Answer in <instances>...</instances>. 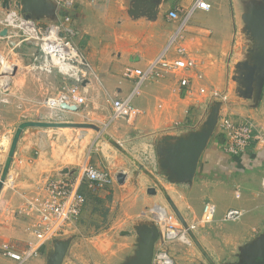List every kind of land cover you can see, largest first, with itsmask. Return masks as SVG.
Returning <instances> with one entry per match:
<instances>
[{
	"label": "crops",
	"instance_id": "crops-1",
	"mask_svg": "<svg viewBox=\"0 0 264 264\" xmlns=\"http://www.w3.org/2000/svg\"><path fill=\"white\" fill-rule=\"evenodd\" d=\"M17 1L11 0V8L21 11L15 6ZM47 1V9L34 13L43 26L61 20L65 14L52 0ZM194 1L77 0L70 12L69 25L75 30L73 40L97 73L96 79L84 83L86 104L77 112L54 110L46 105L35 116L20 114L24 118L15 126L8 123L10 129L0 125V165L4 166L9 151L5 146L7 136L13 137L23 122L90 123L86 120H92L97 124H91L102 131L76 127H29L23 131L8 175L11 185H4L0 193V264H15L2 254L3 244L23 250L34 240L33 230L39 219L37 214L28 213L29 199L45 195L49 177L71 176L85 166L114 176L116 181L111 186L115 185L114 202L118 205L112 206L111 211L116 210L118 215L99 233L80 238L79 246L72 239L75 236L55 238L53 245L56 241L70 243L62 264H128L138 249L139 232L153 225L158 228L148 219L150 209L161 206L175 214L164 205L162 196L171 198L185 224L196 223L198 228L190 233L194 238L192 247L165 242L160 234L154 254L163 248L170 253L174 264H210L197 246L199 243L216 264H252L248 252L250 241L264 237V78L260 67L246 76L249 70L242 64L251 62L252 50L258 45L247 31L244 17L247 13H260L264 24V0H211L209 12L193 13L178 44L197 59V70L204 80L194 78L189 92L180 91L178 76L168 72L161 79L146 82L132 98L134 106L143 111L142 116L134 121H112V100L126 99L136 88V78L128 76L127 69L145 68L164 51L177 29V23L168 18L169 11L188 10ZM1 34L0 31V39L10 46L11 41ZM174 50L169 52L170 58L175 56ZM33 61L27 68L33 69ZM61 83L59 75L37 71L17 77L9 102H21L31 109L33 103H44L48 95L61 88ZM201 86L226 93L228 103L222 106L200 94ZM90 106L93 108L86 114ZM225 110L236 119L253 121L262 142L256 140L241 155L226 154L218 121L219 113ZM214 112L213 127H203L206 114L209 115L205 120L213 117ZM189 113L200 116L194 122ZM0 119L5 118L0 116ZM208 131L210 136L192 180L173 176L169 151L173 153L180 139ZM119 174L124 175L122 183L117 181ZM150 188L156 192L149 193ZM206 201L217 207L216 219L208 225L201 223ZM230 209H243L246 214L238 222H228L224 215ZM78 220L68 223L58 236L78 231ZM48 245L42 254L53 246ZM256 261L262 262L260 257ZM40 262L32 259L26 264Z\"/></svg>",
	"mask_w": 264,
	"mask_h": 264
},
{
	"label": "built area",
	"instance_id": "built-area-1",
	"mask_svg": "<svg viewBox=\"0 0 264 264\" xmlns=\"http://www.w3.org/2000/svg\"><path fill=\"white\" fill-rule=\"evenodd\" d=\"M64 11L61 20L50 25H40L36 20L26 19L17 9H4L0 6V31L7 30L4 37L11 41L14 51L22 44L28 42L36 49L33 61V70L40 74L59 75L63 84L53 94L46 98V105L54 110H64L62 104L75 105L79 109L87 101L86 83L89 79H96V70L86 53L74 42L75 30L69 25L70 12L77 0H52ZM212 9L211 0H195L191 8L172 9L168 18L177 23V29L164 51L145 68H129L126 74L136 78V88L126 99L112 100V121H134L143 115V111L132 103V98L139 93L141 87L150 81L164 77L168 72L178 76L177 90L189 92L192 79L204 80V75L197 70V59L189 50L178 44L182 38L193 13L197 10L209 12ZM2 35V34H1ZM175 49V56L170 58L169 52ZM0 53V102L8 103L11 90V81L17 71V66ZM6 61V63H4ZM189 73H193L191 76ZM200 94L210 99L228 103L229 96L209 86H201ZM219 127L223 136V150L230 156L246 153L256 140L262 142V137L256 124L249 119H236L229 110H225L219 117ZM10 147L13 137L7 136ZM3 167L0 165V176ZM115 178L107 171H99L91 166L82 167L77 173L65 176L49 177L46 182L45 195L31 197L28 204V213L38 216L34 231V240L23 250L14 245L3 244L2 254L15 262L26 264L32 259L42 255L43 248L57 237L62 229L70 222L81 216L87 199L82 192L85 182L98 188L111 186ZM11 182L6 180L4 185ZM264 188V178L262 179ZM152 220L157 224L161 238L165 242L181 243L193 246L194 241L190 235L197 230L196 223L182 224L177 216L161 206H154L150 210ZM246 214L243 209H230L224 215L228 222H238ZM217 216V207L213 202L206 201L203 206L201 223L211 224ZM152 264H174L170 253L160 248L153 257Z\"/></svg>",
	"mask_w": 264,
	"mask_h": 264
},
{
	"label": "water",
	"instance_id": "water-1",
	"mask_svg": "<svg viewBox=\"0 0 264 264\" xmlns=\"http://www.w3.org/2000/svg\"><path fill=\"white\" fill-rule=\"evenodd\" d=\"M0 6L4 9H10L11 0H2V2L0 1ZM15 6L21 10L20 12L24 15L26 19L36 20L34 13L47 9L49 5L47 0H19L16 2ZM262 17L263 16L260 13H255V12L247 13L246 16L244 17L247 31L258 42L257 43L258 45H256V47L252 50L254 55L251 58V62L242 63L244 66L247 67V70H249L246 76L250 75L251 72H254L257 69V67H260L262 70V78H264V24ZM2 35L3 36L7 35V30H4L2 32ZM61 108L66 111H72V112H77L79 109L75 105H68V104H62ZM215 115L216 113L214 112L213 117H211L210 121L208 122V126L211 128L216 122ZM29 127H42V128L76 127V128H90V129H95L96 131L100 130L98 127H96L94 124L91 123L42 122V121H26L21 123L13 135L9 147L8 155L5 164L3 166V170L0 176V193L3 190L4 184L8 178L12 160L15 151L17 149L18 142L21 138V135L23 131ZM210 132L208 131V132H201L198 134H194L188 139L182 138L174 146V149L173 150L171 149L173 153L169 151V154L171 153L169 156V160H170L169 169H170V173L173 174V176L185 181L192 180V178L194 177L197 171L198 161L200 159L201 153L207 145ZM175 162L178 164L177 167ZM117 181L119 183H122L124 181V175L119 174L117 176ZM148 192L155 193L156 190L150 188ZM167 200L171 209L175 212L176 216L179 218L182 224L186 225L184 223V219L180 211L178 210L174 202L171 200V198L168 197ZM159 236H160V231L155 225H153L150 228L148 227L143 228L139 232V239L137 243L138 249L135 252V257L131 261H129L128 264H152L154 251H155V244L156 241L159 239ZM69 244H70L69 241H56L54 243V249H52L49 253L50 258L48 264H62L63 259L69 248ZM254 245H256V248L254 247ZM197 246L199 247L200 251L203 253V255L206 257V259L210 264H216L209 256V254L200 246L199 243H197ZM251 251L254 252V254H251L250 256V258L253 261L251 263L259 264L256 261V257H260V259L262 260L260 264H264V237H261L258 241H256L254 244H251L248 247V252L251 253Z\"/></svg>",
	"mask_w": 264,
	"mask_h": 264
},
{
	"label": "rangeland",
	"instance_id": "rangeland-1",
	"mask_svg": "<svg viewBox=\"0 0 264 264\" xmlns=\"http://www.w3.org/2000/svg\"><path fill=\"white\" fill-rule=\"evenodd\" d=\"M194 20H195V16L193 17V19L191 21L192 24H194ZM20 47H18L15 51H11L10 46L6 42H4V40L0 39V53L7 58L6 61L10 60L13 63H15L16 65H18L17 66L18 67V69H17L18 76H17V71H16L15 76L12 78V81H11L10 92L12 91V86H13L15 78H17V77L22 78L24 75H27L29 73L34 74V72H35V70L33 71L32 67L27 68L28 65L31 66L32 61L34 59V56H36V55H34V53H36V52H34L35 47L28 42L22 44ZM38 74H40V73H38ZM56 83L59 84L58 81H56ZM62 84L63 83H61V85ZM28 90L31 93L33 92L32 88H29ZM211 100L216 101L214 99H211ZM218 102L222 106H224L226 104V103H222L221 101H218ZM20 104L22 106H20ZM45 106H46L45 102L44 103L43 102H37V103H33V106L31 107V109H28V108L24 107V105L21 102H19V103L17 102V104H13L11 102H8V103L0 102V116L5 118L4 120L0 119V125L2 126L1 128H4L5 126H7V128L10 129V126H8V123L15 126L21 119L24 118L25 115L28 114L31 116H35L38 112H40V109L45 108ZM92 108H93L92 106H90V108H87L85 110V113L87 114L88 112H90L92 110ZM20 114H24V116H20ZM190 114H191L194 122L200 116V114L189 113V115ZM208 115L209 114H206V117L203 119V121H206L204 123L203 127H209L207 125V122L210 121V119L205 120L206 118H208ZM219 116H220V113H219ZM194 118H195V120H194ZM218 121H219V118H218ZM1 122H2V124H1ZM86 122H90V123L94 122L97 124V121H92V120L91 121L86 120ZM11 129H12V127H11ZM88 131L96 132L95 129H88ZM101 131L102 130L100 129L99 132H101ZM102 140H104L105 143L107 142L106 138H104L103 136H102ZM112 149L114 151L117 150V148H115V147H112ZM162 152H163V150H162ZM122 154H123V152H122ZM114 189H116L115 185L109 186V187H104V188H98L96 186L90 185L89 182H85L83 187H82V192L86 195L87 202H86V205L84 207L85 209L83 211L81 218H79V220L77 221V225L79 226L80 229L73 234H70V235L67 234L68 236L67 235H60V236L55 237V238L56 239H59V238L60 239H64V238L67 239L71 236H75L72 239L79 246V245H81V243H78L79 242L78 240L80 238L87 237V236H89V237L93 236V234H97L101 230L110 226L114 222V219L118 215L116 213V210L111 211L112 206L118 205V203L115 204V202H114V197L116 196V191ZM158 191H159V189H158ZM161 199H162V202L164 203V205L167 206L169 209H171L167 199H165L164 196H162ZM147 216H148V219L150 218L151 222H152L153 220H152V216H151L150 211L147 213ZM53 240L50 241L48 247L50 245H53L52 244ZM256 241L257 240L252 239L250 241L251 243L249 244V246L251 244H254ZM254 247L256 248V245H254ZM52 249H54V245L50 248V251ZM50 251L46 250V252H44L41 256H39L33 260L41 261L40 264H48L50 255L47 253H49ZM249 254L250 255L254 254V252L251 251V253L249 252Z\"/></svg>",
	"mask_w": 264,
	"mask_h": 264
},
{
	"label": "bare ground",
	"instance_id": "bare-ground-1",
	"mask_svg": "<svg viewBox=\"0 0 264 264\" xmlns=\"http://www.w3.org/2000/svg\"><path fill=\"white\" fill-rule=\"evenodd\" d=\"M4 63H6V61Z\"/></svg>",
	"mask_w": 264,
	"mask_h": 264
}]
</instances>
